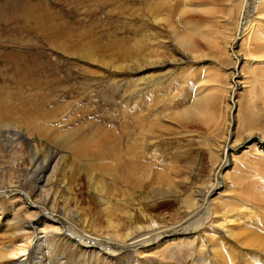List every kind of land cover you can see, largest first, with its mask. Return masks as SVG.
Wrapping results in <instances>:
<instances>
[{
	"label": "rangeland",
	"instance_id": "rangeland-1",
	"mask_svg": "<svg viewBox=\"0 0 264 264\" xmlns=\"http://www.w3.org/2000/svg\"><path fill=\"white\" fill-rule=\"evenodd\" d=\"M159 1L166 17L181 8V0H153ZM232 1L237 0L192 5L200 14L190 12L185 21L203 22L185 24V30H179L196 39L199 48L195 55L183 56L176 51L173 33L147 14L145 0H0V107H7L0 111V120L11 122V127L0 124V186L29 187L31 171L54 157L47 174L53 175L57 194L53 208L59 209L75 231L100 239L117 231L123 234L120 228L129 225L130 209L144 203L151 188L171 194L160 198L153 216L175 224L182 218L183 208L207 200V193L220 178V193L211 198L213 203L210 200L211 209L218 213L210 212L214 218L219 220L223 214L231 224L263 229L264 205L244 199L249 188L257 191V185L264 182V155L251 152L257 148L256 141L232 154L231 164L219 175V166L226 161L225 147L237 146L256 129L264 131V125L257 122L249 130L244 121V116L252 119L254 115L264 122V49L251 50L247 40L251 37L248 31L260 29L264 23L248 21L244 36V10L231 14ZM242 2L245 7L246 0ZM38 4L41 12L51 14L49 29H40L20 16L21 9ZM210 10L217 15L214 21ZM182 23L180 20V26ZM259 32L264 37V30ZM200 99L211 105L203 118L191 122L175 118L177 112ZM12 107L19 110L13 112ZM33 107L49 110L50 116H37ZM25 109L36 115V130L26 123L30 120L25 121ZM79 142L91 151H96V144L138 145L143 164L132 159L131 170L124 156L106 162L77 158L74 150ZM94 162L93 174L90 166ZM103 166L107 169L101 172ZM245 170L254 171L252 180L259 183L242 181ZM94 187L104 191L105 205H97L100 197ZM176 190L177 199L186 202L175 203ZM226 199L241 212L235 216L238 224L233 223L232 211L218 208L219 201ZM13 204L18 205V225H25L32 214L19 200ZM107 208L118 210L113 214L119 218L107 216ZM13 213L7 212L10 219ZM232 228L226 225L227 230ZM243 229L239 226L229 234L217 230L215 237L221 235L239 256L236 264H251V251H257L256 262L264 263V251L241 245L247 239ZM10 232L0 227L2 257L9 256L12 243H19ZM68 239V245L53 237L42 241L46 264H96V257L78 256L73 239ZM178 259L184 260L181 249L168 259L156 257L153 261L173 264ZM194 261L225 264L215 246L208 245Z\"/></svg>",
	"mask_w": 264,
	"mask_h": 264
},
{
	"label": "bare ground",
	"instance_id": "bare-ground-1",
	"mask_svg": "<svg viewBox=\"0 0 264 264\" xmlns=\"http://www.w3.org/2000/svg\"><path fill=\"white\" fill-rule=\"evenodd\" d=\"M145 1H146L145 9H147V14L150 13L154 15L155 20L160 22L164 26V29L171 31L173 33V37L177 44L176 51L178 53L180 52V54H182L183 56H193L195 55L196 51L199 48L196 39L189 37V35L186 36L185 34L181 33V31L179 30L180 27L185 30V24H190V23L199 24L203 22V20L202 22H198L197 20L185 21V18L187 17V15L190 14V12H192L193 13L192 15L194 16L200 14V12L197 11V7H194L192 5L202 4L203 6H206L208 4L215 5L221 2V0H181V8L178 7L179 11L177 10V12L174 13L171 12V14L168 13L166 17L164 14V10L162 9L161 1H159L157 4L154 3L153 0H145ZM246 2L247 3L244 7V3L242 2V0L232 1L233 9L230 12L231 14L236 13L237 15V12L244 10V14H243L244 16L242 15L243 16L242 23L244 24L242 25V29H241V33L244 36H246V33H245V28L243 29V27L246 26L245 23H247V27L249 26L248 21L252 22L256 19L258 22L264 23V4H262V0H246ZM165 4H167V2L164 3V5ZM39 5L40 4L35 6H26L24 9H21L22 13H20V16H24L27 21L32 20L35 26H37L40 29H47V28L49 29L50 27H52L51 24L49 23V21L52 18L51 14L49 13L47 14L46 11L41 12V7L39 8ZM170 9L173 8L171 7ZM178 14L180 15L178 16ZM209 16L211 19H213V21L217 19L216 13L212 10H210ZM180 20H182L183 22L181 26H180ZM260 27H261L260 29H257V27H252L250 29V32L248 31V34H251V37L250 38L247 37L251 50H255L259 52H261V50L264 49V37L263 34L259 32V30H264V25H260ZM193 31L196 34H198L197 30H193ZM241 33H239V35H242ZM230 39L231 36L228 40ZM242 40L244 43L247 44L246 40L244 39ZM233 41L236 42V39L233 38ZM255 44L257 45L256 47ZM230 48H232V45L229 47V49ZM239 62H242V60L240 61L239 59ZM236 84L240 85L239 82H236ZM210 106L211 105L209 101L200 99L196 101L192 106H189L188 108H183L179 112H177L175 114V118L183 122L195 121L197 119L203 118L207 113L206 111L209 110ZM33 108H34L33 112L37 116H40L41 115L40 113H42V116L46 118L50 116L49 110L44 111L43 108L40 109L39 107H33ZM6 109H7L6 106H3L2 108L0 107V111L2 112H4ZM17 110H19L17 109V107H12L13 112L14 111L16 112ZM19 112L21 113L24 111H19ZM33 112H29V111L24 112L25 115L27 114L25 117V121L30 120V122H26V123L29 124L30 129L36 130L37 127L35 126L33 121V116L36 115H34ZM247 117L244 116V121L246 123V126L250 128L249 130L257 127V125L254 126L252 122H257L262 126L264 125V122L261 121L259 118L255 117L254 115L252 119L250 116ZM10 123H11L10 121H5L4 119L0 120V124L8 125V127H11ZM260 130L261 128L254 130L255 131L254 134L247 136L244 139V141L238 144L237 146L233 145L230 147L229 146L225 147L223 155L226 158V161L224 164L223 163L221 164L222 166L221 165L219 166L221 167L219 168L220 170L219 175L222 171H224L228 167V165L231 164L230 163L232 161V159H230L232 158L231 155L234 154L239 149H241V147H244L245 145L251 144L252 142L256 141L255 144L257 145V148L251 151L253 152L252 155H257L258 157L260 156L262 157V155H264V131L262 132ZM42 133L47 134L44 131ZM118 144L114 146L96 144V151L95 150L91 151L87 147V144L85 143L82 144V142L81 143L79 142V144L75 146L76 148L74 150L75 152L74 154L78 155L75 156L77 158H79V156H84L85 160H89V161L96 160L97 162L103 160L104 161L112 160V159L117 161L120 160L118 157L124 156L126 159L129 160L128 165L130 169L133 168V165L130 163V161L132 162V159L135 162H138V164H143L142 158H144V154L140 156L141 148L138 145L121 143L120 146ZM260 153L263 154L261 155ZM53 161H54V157H50L47 159V161L41 164L40 167H37L33 171H31L32 185H30L29 187L18 184L17 185L9 184L8 186L4 185L5 187L0 186V227H3V229L6 228L7 230L10 229L11 238H19L17 240V242L19 243L11 244L9 248V256L2 257V253L0 251V264H5L4 261L7 262V264H46L45 263L47 257V252H45L46 246L42 243V241L46 240L48 237H53L54 239L57 240L56 241L57 243L59 242L61 243V241L66 240L65 244L67 245H68V241H70L68 238H72L74 242V244L72 245L76 246L78 256L82 257L83 254H85V255H91V257L93 258L96 257V264H130V262L131 264H154L153 258L157 257L161 259H168L169 256H172V253L176 249H181L183 251L184 260L178 259V261L173 264H201L199 263V261L195 262L194 258L198 257V253L203 252V248L206 245L210 247L215 246V248L218 251L219 258L223 259V262H225V264H236L235 261L239 259V256L235 254V252L231 247H229L224 241H222V238H220L221 235L218 238H216L215 235L217 233L216 232L217 230H221V232H227L228 234L237 232L235 230H238L239 226L244 228L243 231H247L246 234L247 239L241 242V245L248 248H256L260 251H264V235L260 233V231L264 232V228L263 229L259 228L254 230V229H249L248 227L244 226L241 223H240L241 225H239L235 219V216H240L241 212L238 211L236 204H234L233 202H229L227 201V199L223 201H219L220 203L218 204V208L227 211L229 210L230 212L232 211L233 221H234L233 223H236L238 225L231 224L232 222L228 221V218H225L226 215L223 214L220 215L222 219L220 218L219 220H217L214 218L217 211L211 209L212 205L210 204V200L212 202L213 200L211 198L214 195L220 193L219 192L221 188L220 185L221 182L219 183L220 178L215 180L213 187L207 193L206 195L207 200L203 202L204 200L202 198V200L199 199L200 201H196L195 202L196 204L191 203L190 206L183 208L182 218L178 219V222H176L175 224H171L170 220L167 219L166 221L162 222L156 216H153V212L159 207V201H161L160 198L162 196L166 197L167 195H169L170 197L171 194H169L168 190L165 192L161 191L162 188L161 189L151 188L150 190H148L149 191L148 196L145 195L146 198H143L142 200L144 201V203H142L139 207L130 209L131 216L128 219L130 221L128 222L129 225L127 227L120 228V230L123 231V234H118L117 231V233L108 234L107 237H103L100 239L97 237L94 238L93 236H87L88 234L84 235L79 231H75L74 227L72 226L73 224H71L66 219H63L61 217L62 213H60L59 209H57L56 207L53 208L57 194L53 192L54 191L53 189L55 187L53 175L51 176V178L50 176L49 177L47 176V174L51 170L50 168L52 166ZM90 167L92 169V173L94 174V171H96L95 162ZM124 168L128 169L127 165H125ZM106 169L107 167L103 166L101 168V172ZM248 172H249V176L247 174ZM262 173H264V171ZM253 174H255L254 171L245 170L242 181L246 180L250 183V185L259 183L252 180ZM96 193L100 197V199L96 200L97 205L98 206L105 205L107 203V200L105 199L104 191L98 192L96 190ZM176 193L177 190L176 192L175 191L173 192L172 199H177ZM36 195L37 197L39 196L42 199H36ZM199 196L201 197V195ZM245 198L249 200V202L256 203V205L258 206L264 205V182L259 183L257 185V191L253 190L252 188H249L246 195L244 196V199ZM15 200H19L21 204L26 207V211L27 213H29V215L32 214L29 220L26 221L25 225H18L19 214L17 213H19V211L18 209H16L18 205L13 204ZM151 200H154V202H152ZM183 202L186 201L177 199L175 203L180 204ZM5 205L9 207L5 209L4 208ZM107 209L108 211H105L107 216L109 217L115 216L116 218H119L118 216L113 214L118 210L109 209V208ZM9 210H12V212H14L12 219H10L9 215L7 214ZM210 212H212L214 216ZM178 216H180V214ZM75 221L77 223L76 219ZM108 225L111 228H113V225L111 224ZM226 225L232 226L233 228L227 230ZM236 237L239 238L238 236ZM219 240H220V245L216 244V242H219ZM209 242H211V244ZM197 246H200V248H198ZM251 252H253V254L250 255V257L253 259L251 264H264L262 262H256L259 260V256L256 253L257 251H251ZM238 264H240V262Z\"/></svg>",
	"mask_w": 264,
	"mask_h": 264
}]
</instances>
